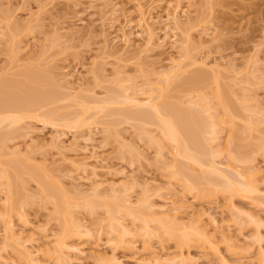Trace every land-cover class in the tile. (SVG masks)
<instances>
[{
    "label": "rangeland",
    "instance_id": "1",
    "mask_svg": "<svg viewBox=\"0 0 264 264\" xmlns=\"http://www.w3.org/2000/svg\"><path fill=\"white\" fill-rule=\"evenodd\" d=\"M169 2L181 3L0 0V31L5 34L0 36V103L27 97L33 89L49 96L42 107L23 112L15 126L0 122V264H264V0H184L180 5L188 12L180 6L176 18ZM140 14L148 20L149 28L144 29L155 31L154 38L136 26L143 18ZM168 15L182 25L192 22L190 29L177 30L176 46L173 32L164 33ZM130 31L132 42L126 48L121 37ZM137 32L147 36H136ZM182 53L187 56L181 58ZM199 62L221 65L217 81V74ZM161 72L174 73L183 83L168 88V101L179 103L186 112L195 110L193 123L207 132L209 151L223 149L206 158L223 170L254 173L259 192L232 196L211 185L188 190L184 175L201 177L206 167L176 160L175 146L157 125L126 118V112L139 110L132 109L135 105L115 102L106 105L105 112L98 109L101 101L115 99L127 89L139 98L155 99L160 93L156 87L165 83ZM199 72L205 73L203 77ZM208 105L212 110L201 111ZM86 134L95 139L88 146ZM94 144L102 147L97 155L92 152L95 158L92 149L84 152ZM96 181L103 183L98 195L93 191ZM111 183L118 190L127 188L138 212L143 208L136 222L122 216ZM8 193L11 202L5 205ZM173 194L187 195L196 216L205 213L199 226L209 222L212 243L190 232L181 236L184 230L175 223L171 235L153 223L150 234L144 231L141 219L148 216L147 207L169 208L172 197H179ZM160 211L158 216L166 214ZM191 212L177 222L193 224ZM114 214L128 226L136 224L130 227L131 235L119 237L110 230ZM208 216L221 221L217 232ZM72 220L90 231L76 235L69 229ZM56 243L63 245L62 253L55 250Z\"/></svg>",
    "mask_w": 264,
    "mask_h": 264
},
{
    "label": "bare ground",
    "instance_id": "2",
    "mask_svg": "<svg viewBox=\"0 0 264 264\" xmlns=\"http://www.w3.org/2000/svg\"><path fill=\"white\" fill-rule=\"evenodd\" d=\"M179 1H181V3L180 4H182L183 2H184V0L182 1V0H179ZM172 2V1H171ZM171 2H169L168 4L170 5V6H172V4L173 3H171ZM178 2V1H177ZM176 2V4H178ZM106 4V3H105ZM175 4V2H174V8H175V10L173 9V12H172V17H174V14L175 13H177V11H178V9L179 8H181L182 6L180 5V4H178V5H176ZM168 5V8H170V6ZM183 5V4H182ZM115 6V5H114ZM181 6V7H180ZM89 7V6H88ZM112 7H113V5H112ZM116 7H117V5H116ZM114 8V11H115V13L117 12L116 10H119V8L117 7V8ZM172 8V7H171ZM183 9L181 10L183 13H186L187 14V12L186 11H184V7H182ZM90 9H91V7H90ZM93 9V8H92ZM112 10H113V8H112ZM139 10H141L139 13H142L143 14V11H142V8H140ZM168 10V9H167ZM180 10V9H179ZM170 11H172V9H170ZM112 13H114L113 11H112ZM114 13V14H115ZM166 13H167V11H166ZM114 14H111V15H114ZM142 14H140V15H142ZM167 14H169V12L167 13ZM105 15V14H104ZM143 15H145V13L143 14ZM142 15V16H143ZM178 15V14H177ZM167 17V16H166ZM165 17V18H166ZM172 17H170V15H168V17L166 18L167 20H166V22L165 21H163L164 23H165V35L166 34H169V32H173L172 33V36H171V39H172V41H173V44L176 46V44L178 45V43H179V40H178V37H177V32L179 31V29L181 30L183 27L182 26H184V29H185V27L186 28H189L190 29V27L192 26V22H187V24H181L180 23V21L179 20H176L175 21V19L174 18H176V16L174 17V18H172ZM111 18V17H110ZM114 18V17H113ZM112 18V19H113ZM161 18V17H160ZM160 18H159V20H160ZM165 18H164V20H165ZM173 20H172V19ZM111 19V20H112ZM110 20V19H109ZM114 20V19H113ZM119 20V19H118ZM157 20V19H156ZM155 20V21H156ZM159 20H158V22H159ZM139 22H137L138 23V25L136 24V26L140 29V28H142V29H144L145 28V25H146V27L147 28H149L147 25H148V20H146V16H143V18L142 17H140L139 18V20H138ZM149 21H152V20H149ZM113 22V21H112ZM114 22H116L115 20H114ZM131 24H132V22H130ZM152 23V22H151ZM125 24H127V22L125 23ZM131 24H127L128 25V27L129 26H132ZM153 24V23H152ZM151 24V25H152ZM156 24H157V21H156ZM159 24H160V22H159ZM174 24V25H173ZM194 24V23H193ZM127 25H124L125 27L127 26ZM155 25V24H154ZM112 26V25H111ZM123 26V25H122ZM150 26V25H149ZM151 28V27H150ZM130 29H132V27L130 28ZM125 30V29H124ZM145 30V29H144ZM143 30V31H144ZM149 30V32H148V36H150L151 38H154V35H156V34H154L155 33V31L153 32V30H151V29H147V31ZM152 32H151V31ZM164 30V29H163ZM162 30V31H163ZM178 30V31H177ZM142 31V32H143ZM146 30L144 31V32H147ZM159 31V30H158ZM125 32V31H124ZM138 34L136 35V36H143L144 34L147 36V33H144V34H142V33H139V32H137ZM156 33H158V32H156ZM5 34L4 33H2L1 31H0V36H4ZM123 35V37H121V40H123L122 42H124V46H126V48H127V46L129 47V45H130V42H132V35H133V32H129V34H127V33H124V34H122ZM145 35H144V37H145ZM140 37V38H141ZM167 38H169V36H166ZM117 38H120V37H117ZM148 37H146V42H148V39H149V41L151 42V40H150V38H148ZM120 40V41H121ZM134 40V39H133ZM118 41H119V39H118ZM149 42V43H150ZM178 47H181L180 45L178 46ZM181 49V48H180ZM178 51L180 52V50L178 49ZM181 53V52H180ZM187 55L184 53H182V55H181V58H185ZM200 63V65L203 67V68H205L206 67V69H208L209 71H210V73L211 74H217V76H216V81H217V79H218V75L220 74V64L218 63H214V64H206V63H204V62H199ZM198 63V64H199ZM203 72V71H202ZM162 73V72H161ZM201 72H199L198 74H199V76L201 75L200 74ZM205 74V73H204ZM203 73H202V75H204ZM159 75V74H158ZM200 76V77H203V76ZM39 76V75H38ZM162 76V78H163V80H164V84H160L159 86H157L156 88H159L160 89V93L158 94V96L155 98V99H153L154 97L152 96V95H149V96H147V97H142V98H139V97H137V96H135L133 93L131 94H128V91L127 90H129V89H127V90H124V92L121 94V95H119V94H117L116 95V98L114 99V98H112L111 100H104V101H101L99 104L100 105H97V106H99L98 107V109L99 110H103L104 111V108L106 107L107 108V106L110 104V106L112 105L111 103H115V102H117V103H120V104H124L125 103V105L128 103H130L131 105L133 104V105H135L136 106V108L134 107V108H132V109H138L139 108V110H137V111H129L128 112V114H127V112H126V114H125V116H127L126 118H128L129 120H138V122L140 121V122H143V123H146V124H155V125H157L159 128H160V130H161V133H162V135H163V137L165 138V140H168V141H170L174 146H175V151H174V158L176 159V160H184V159H186V160H190L191 162H193V163H195V164H197V165H199L202 169L203 168H207L206 169V173L203 175V176H201V177H192V176H188V174H186V175H184V181L186 182L185 184H187V189L189 190L190 188H191V191H193V190H195V189H197L198 191L199 190H203V189H199V187L198 186H203V185H207V188H208V185H209V187H213L214 188V190H216V191H218V192H227L228 194H230V195H237V194H241V193H243L244 192V195L246 194V192H259V189H258V187H257V185L255 184V181L253 180V178H252V176H254V173H251L250 175H246L245 173H243V172H240V171H238V170H236V169H233V168H231V167H227L225 170H223V169H221L220 167H218L216 164H217V161H211V160H209L208 158H206L209 154H211L213 157H216V155H218V153H220L221 152V150H223V149H220V150H216L215 151V153H212L211 152V150L209 151V148L207 147V145H209V144H207V142H208V138L207 137H205V133H207V132H205V130L203 129V127H201V126H198L199 124L198 123H196L197 125L195 126V124L193 123L194 121H195V113H197L195 110V113H192V112H194L193 110H192V112L191 111H188L187 110V112L182 108V107H180V105L178 106V104H176L175 102H170V100L168 101V99L166 98V94H167V92H168V88L170 89V87H176V88H178V86H182L183 85V83L182 82H180V79H179V77H176L175 75H174V73H162V74H160V77ZM198 76V77H199ZM33 77H34V75H33ZM215 77V76H214ZM35 78V77H34ZM160 81H162V79L160 80ZM182 81V80H181ZM29 88V87H28ZM32 88V87H31ZM35 89H37V88H35ZM32 90V89H31ZM34 91V89L32 90V92H31V94L30 95H28L27 97H24V98H22L21 99V97H16V99H12L11 97V103L10 104H7V103H9L10 102V100H9V102L8 101H6V102H3V104L2 103H0V113H5V114H3V116H1L0 117V122L2 123V124H4L5 122H7L8 121V123H12L13 125L14 124H17V123H20L19 121L21 120V119H23V116H24V113L23 112H26L27 110L30 112V109L31 108H35V107H37V106H43V104L44 103H46V100H49V98L48 99H46L45 100V97L46 96H48V95H46V96H44L45 94H48V92H46L44 95H42V94H40V92H42L41 90H39L40 92H39V94H37V92H33ZM38 91V90H37ZM126 91V92H125ZM21 92V91H20ZM136 92V91H135ZM134 92V93H135ZM25 93V92H24ZM24 93H22L21 92V94H24ZM137 93V92H136ZM135 93V94H136ZM222 93V92H221ZM16 95V94H15ZM119 95V96H118ZM222 94H220V96H221ZM17 96H20V93H18L17 94ZM54 96V95H53ZM57 96V95H56ZM220 96H219V98H220ZM224 95H222V97H223ZM13 97V96H12ZM49 97V96H48ZM51 98H56V97H52V95L50 96ZM221 97V98H222ZM7 99L6 100H8V98L9 97H6ZM47 98V97H46ZM1 99H3V97L1 98ZM0 99V101H2ZM57 99H59V97L57 98ZM53 100V99H52ZM96 100V99H95ZM99 101V100H98ZM94 103V102H93ZM45 105V104H44ZM96 105V104H95ZM107 105V106H106ZM193 105H195V104H193ZM41 106V107H42ZM39 107H37V108H39ZM94 107V106H93ZM138 107V108H137ZM196 108V110L198 111V113H199V110H198V108L197 107H194V109ZM201 108V107H200ZM212 106H210V105H208V106H206L205 108H202L201 109V111H204V112H209L210 110H212ZM97 110V109H96ZM106 110V109H105ZM190 110V109H189ZM27 111V112H28ZM26 112V113H27ZM99 112V111H98ZM101 112V111H100ZM105 112V111H104ZM202 114V113H201ZM124 116V115H123ZM80 119V118H79ZM81 120V119H80ZM200 120V119H199ZM205 120V119H204ZM258 120H259V118H258ZM257 120V121H258ZM22 121V120H21ZM256 121V122H257ZM81 122V121H80ZM213 122V121H212ZM84 123V122H83ZM11 124V125H12ZM205 124V123H204ZM211 124H213V128L212 129H215L214 127H215V124H214V122L213 123H211ZM1 125V124H0ZM7 125V124H6ZM13 125H12V127H13ZM208 125H210L209 123H208ZM8 126V125H7ZM10 126V125H9ZM15 126V125H14ZM144 126V125H143ZM198 126V127H197ZM207 125H204V127H206ZM212 125H210V127H211ZM252 126H255V125H252ZM74 127V126H73ZM209 127V128H210ZM208 128V127H207ZM252 129H253V127H251ZM75 129V128H74ZM92 130V129H91ZM211 132V131H210ZM209 132V133H210ZM213 132V131H212ZM216 132V131H215ZM88 134V133H87ZM86 134V135H87ZM211 135V134H210ZM61 136V135H60ZM60 136H59V138H60ZM84 136V135H83ZM88 136V135H87ZM86 136V138H84V140L85 141H87V142H84L85 143V145H86V143H87V146H88V141L90 142L91 141V143H94V141H95V139L92 137V134L90 135V136H88L87 137ZM152 137H153V135H151ZM151 136H150V138H151ZM58 138V139H59ZM211 137H209V140H211L210 139ZM216 136L214 137V139H212V141L213 140H216ZM229 136L227 137V140H226V145L229 143ZM3 140V139H2ZM7 140V139H6ZM83 140V141H84ZM151 140V139H150ZM154 142H153V141ZM152 142L153 143H158V140L156 139V141L154 140V138H152ZM5 141V140H4ZM211 142V141H210ZM0 143H1V140H0ZM6 143V142H5ZM158 144H160V143H158ZM6 145V144H5ZM83 147L84 148V152L86 151V152H88L89 150H91V154H92V152L93 153H97L98 151V149H100V148H102L101 146H97L96 144H94V145H92V147L89 149V147L91 146V144L89 145V147ZM2 147V146H1ZM81 147V149L83 150V148ZM210 147V146H209ZM31 151H33L32 149L30 150V153L29 154H32V152ZM1 152V151H0ZM85 152V153H86ZM34 153V152H33ZM94 154V155H95ZM98 154V153H97ZM96 154V155H97ZM33 155V154H32ZM31 155V156H32ZM96 155H95V157H96ZM30 155H29V157H27V159H31L32 157H31ZM93 156V154L91 155V157ZM90 157V158H91ZM94 156H93V158H95ZM98 157V156H97ZM101 158V157H100ZM99 158V159H100ZM98 159V158H97ZM96 159V160H97ZM99 161V160H98ZM179 164V163H178ZM178 167V166H177ZM176 169V168H175ZM179 169V168H178ZM226 170H229L228 172H230L231 174H233V172L234 173H236L235 174V176H237V177H231L230 176V174L229 173H227V171ZM177 171H180V169L179 170H177ZM182 172V171H181ZM185 173V172H184ZM183 173V174H184ZM180 175L182 174V173H179ZM179 175V176H180ZM29 176H31V174L29 175ZM215 177H217V179H215ZM237 178V179H236ZM177 179H178V177H177ZM181 179V178H180ZM97 182V181H96ZM94 183V182H93ZM103 184V183H102ZM102 184H101V182H97V183H94V194H96V195H98L99 193H97L96 191H99L100 189L99 188H101V186H102ZM211 185V186H210ZM109 186L113 189V191H112V193H111V195L115 198V201H117V202H119V200H120V202L119 203H121L122 204V206H121V211H123V213L124 214H122V216L124 215L125 217H127V218H132V222H136V220L137 219H140V215L138 214V213H140L141 211H142V207L140 208V212H138V210L137 209H135V207H133V205H132V202L130 201V197H128V195H127V192H125V191H127V188L125 187V189H123V190H118V188H116V184H113V183H111V184H109ZM190 187V188H189ZM204 187H206V186H204ZM13 188V187H12ZM5 189H6V187H5ZM205 189V188H204ZM210 189V188H209ZM1 190H3V189H1ZM7 190V189H6ZM208 190V189H207ZM206 190V191H207ZM211 190V189H210ZM210 190H209V192H210ZM213 190V189H212ZM8 191H10L11 192V190H9L8 189ZM10 193H8V195H9ZM174 195V194H173ZM176 195H178L179 197L178 198H175V197H172V196H170L169 197V199H168V202H169V200H170V198L172 197V199H171V201H170V204H171V207H161L160 209L162 210V211H160L159 209V211L160 212H163V213H166V214H164V215H160V216H158V214H159V211L157 210V208H154L153 206H148L147 207V209L148 210H150L148 213V216L146 217V218H143V219H141V221H142V226L144 227V231L148 234L149 233V230L148 229H150V228H152L151 226H152V224L151 223H153V224H155V225H157L162 231H163V234H165L166 233V235L167 234H169V235H171L172 234V227H171V225H174V223H175V226L174 227H178L177 229H180V230H184V232H183V235L181 234V236H184L186 233L185 232H187V233H191V234H194L195 236H197L199 239H203L204 241H206L207 240V242L209 243L210 242V237L208 236V234L210 233L209 232V229H208V227H206L207 225H208V223L209 222H206L207 224H206V226H205V224L202 226V227H200L199 225L200 224H203L202 223V221H203V219H204V215H205V213L203 214H199V213H197L198 215L196 216V214L194 213V211H196V210H194L195 209V207H193L192 205H191V203L189 204L188 202H187V195L186 196H183V195H179V194H175L174 196H176ZM7 196V195H6ZM10 196L11 195H9V198H7L8 200H6L8 203H5V205L7 204V205H9V201L11 200V198H10ZM180 196H182V199H181V203L180 202H178L177 203V201H175V199H180ZM237 196H239V195H237ZM56 198V197H55ZM113 198V199H114ZM175 198V199H174ZM54 199V198H53ZM56 200V199H55ZM64 201V200H63ZM11 202V201H10ZM187 202V203H186ZM64 204H65V201L63 202ZM118 203V204H119ZM145 204V203H144ZM194 205V204H193ZM107 206V205H106ZM141 206H145V205H141ZM193 208H192V207ZM122 207H123V209H122ZM146 207V206H145ZM120 208V207H119ZM163 208V209H162ZM227 209V208H226ZM192 211L194 214H195V216H196V218H195V216H193L192 215V217H193V220H195V222L192 220V218H191V220L193 221H191L193 224H191L190 223V225L188 224V225H186V223H184V222H177V220H178V217L179 216H182L185 212H187V211ZM229 210H231V208L229 209ZM113 211V210H112ZM119 211V210H118ZM121 211H119L120 213H121ZM191 212V213H192ZM231 212L232 213H234L233 212V210H231ZM158 213V214H157ZM190 213V212H189ZM141 214V213H140ZM111 215V214H110ZM208 215H209V213H208ZM210 215H212V214H210ZM119 216V215H118ZM206 216V215H205ZM209 217V218H208ZM207 218L209 219V221L210 222H212L211 223V225L213 224L214 226H212L213 228L215 227V230H213V228H212V230L213 231H216V228H217V226L221 223V221H218L217 220V218L215 217V216H211V218H210V216H208ZM195 218V219H194ZM73 219V218H72ZM171 221H172V223H171ZM189 221V222H190ZM198 224H197V223ZM110 225H109V227H110V230L112 229V231L113 232H119L118 233V235H120L119 237H122V236H126V235H131L132 234V231H131V229H130V227H131V225H132V227H133V225H134V227H135V223H132L130 226H128V224H126V220H124V219H122V218H118L115 214H114V216H111V220H110V223H109ZM195 224V225H194ZM231 224V223H230ZM229 223L228 224H226L227 226H229L230 225ZM231 226V225H230ZM71 228V229H70ZM210 228V229H211ZM220 228V227H219ZM227 228H229V227H226V230H229V229H227ZM68 229V228H67ZM69 229L73 232V233H75L76 235L77 234H82L83 233V230L85 231V232H89L90 231V227H87V226H82L81 224H78V222L76 223L74 220H72V221H70V223H69ZM221 229V228H220ZM218 230V229H217ZM219 231V230H218ZM225 231V230H224ZM230 231V230H229ZM84 232V233H85ZM176 232V231H175ZM182 232H180V233H182ZM217 232V231H216ZM220 232V231H219ZM226 232V231H225ZM225 232H223L225 235H226V233ZM83 233V234H84ZM214 233V232H213ZM221 235L223 234L222 233V229H221ZM114 234V233H113ZM116 234V233H115ZM150 234V233H149ZM214 234H216V233H214ZM214 234H212V235H214ZM223 234V235H224ZM174 235H176V234H174ZM178 235V234H177ZM224 235V236H225ZM21 237V236H20ZM19 237V238H20ZM214 237H215V235H214ZM226 238V237H225ZM101 239V238H100ZM185 239V238H184ZM96 241H98V239L96 240ZM28 243V242H27ZM96 243V242H95ZM211 243H212V240H211ZM100 244V243H99ZM30 245V244H29ZM98 245V244H97ZM96 245V246H97ZM99 246V245H98ZM101 246V245H100ZM99 246V247H100ZM65 247V246H64ZM54 248H55V250L57 251V252H60V253H62L63 251V245L62 244H60V243H56L55 245H54ZM74 249V248H73ZM76 249V248H75ZM78 249V248H77ZM76 249V250H77ZM79 250V249H78ZM77 250V251H78ZM80 252H81V250H79ZM83 251V250H82ZM29 253V252H28ZM102 255V254H101ZM101 255L98 253L97 254V257L99 256V258H102L101 257ZM58 259H59V261L61 262V263H64V261H65V259H64V257H62V256H60V257H58ZM166 260V259H165ZM168 261H170L169 259H167Z\"/></svg>",
    "mask_w": 264,
    "mask_h": 264
}]
</instances>
